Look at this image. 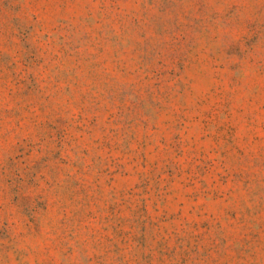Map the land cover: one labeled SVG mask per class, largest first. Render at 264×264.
<instances>
[{
    "label": "rangeland",
    "instance_id": "374dc122",
    "mask_svg": "<svg viewBox=\"0 0 264 264\" xmlns=\"http://www.w3.org/2000/svg\"><path fill=\"white\" fill-rule=\"evenodd\" d=\"M0 264H264V0H0Z\"/></svg>",
    "mask_w": 264,
    "mask_h": 264
}]
</instances>
